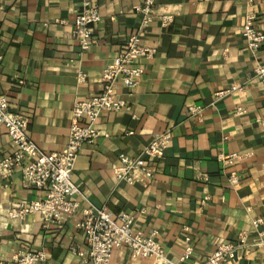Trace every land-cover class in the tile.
Wrapping results in <instances>:
<instances>
[{"label":"crops","instance_id":"1","mask_svg":"<svg viewBox=\"0 0 264 264\" xmlns=\"http://www.w3.org/2000/svg\"><path fill=\"white\" fill-rule=\"evenodd\" d=\"M144 1L0 0V98L27 119V139L45 155L65 147L73 104L100 93L102 70L130 35L154 51L137 60V86L116 85L128 109L103 112L94 124L99 138L75 160L72 182L85 199L76 197L75 214L48 223L37 213L10 219L12 205L44 193L24 187L18 171L0 170L1 262L41 252L36 264H88L78 255L87 253L79 223L92 206L133 215L134 231L155 232L162 248L159 259H132L119 248L109 264H180L187 237L192 252L184 264H200L239 237L245 243L229 264H264V84L253 71L264 66V44L249 54L241 36L249 14L264 34V0H154L172 14L171 24L153 19L141 28L133 8ZM83 2L99 14L87 50L72 36ZM191 106L202 109L198 117L189 115ZM167 128L162 159L149 163L151 181L116 182L118 155L134 158ZM13 151L0 127V161ZM230 175L238 177L235 185Z\"/></svg>","mask_w":264,"mask_h":264},{"label":"built area","instance_id":"2","mask_svg":"<svg viewBox=\"0 0 264 264\" xmlns=\"http://www.w3.org/2000/svg\"><path fill=\"white\" fill-rule=\"evenodd\" d=\"M153 1L145 0L133 8L134 12L141 17V28L146 27L153 19L160 22L162 27L171 24L172 14L154 5ZM80 7L73 20L72 36L78 41L82 50H87L94 44L91 40L92 29L99 20V14L97 8L90 6L87 2H83ZM243 20L241 36L245 40L249 54L255 55L264 44V34L255 28L253 15L249 14ZM126 40L124 51L101 72L100 93L73 104L66 145L60 152L48 155L41 153L36 145L27 139V119L8 111L6 100L0 98V127L5 129L14 147L12 155L0 161V170L4 175L18 171L24 187L44 193V197L40 200H33L27 204L18 202L12 205L7 213L10 219H23L37 213L44 223L58 221L62 215L76 213L80 204L76 197L85 200L72 182L75 160L84 145L93 144L99 138L100 132L96 130L94 124L103 112L128 109L116 92V85L119 82L128 91L137 86L143 76V70L137 64V60L148 58L154 52L153 49L141 45L137 33L130 35ZM253 71L254 77L264 84V66L256 65ZM83 79L84 75L80 74L78 82ZM222 94L218 92L215 97ZM201 111L199 107H188L191 117H198ZM242 112V108H237L235 113ZM170 137V128H167L162 133L154 135L150 143L144 146L134 158L123 154L118 155L119 164L113 169L116 182L127 185H133L137 181L150 182L153 176L149 163L152 160L162 159ZM237 180L236 175L228 177L230 185H235ZM82 217L79 228L85 238L87 253L85 257L80 252L78 255L82 257L83 263L109 264L113 250H119V248L129 250L132 259L162 257V248L155 240L156 233L143 237L139 232H135L133 215L119 212L114 216L104 208L97 209L90 206L82 211ZM257 225L258 223L255 222L254 227ZM258 234L264 236V232ZM183 243L184 250L179 258L180 264H184L192 252L190 238H185ZM244 243L243 237H239L235 244L222 243L200 264H229ZM42 259L43 254L35 252L17 256L10 262L0 261V264H36Z\"/></svg>","mask_w":264,"mask_h":264}]
</instances>
